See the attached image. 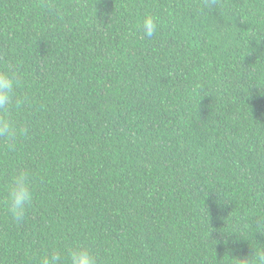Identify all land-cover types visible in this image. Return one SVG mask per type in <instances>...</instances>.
Here are the masks:
<instances>
[{
    "label": "trees",
    "instance_id": "16d2710c",
    "mask_svg": "<svg viewBox=\"0 0 264 264\" xmlns=\"http://www.w3.org/2000/svg\"><path fill=\"white\" fill-rule=\"evenodd\" d=\"M0 264H264V0H0Z\"/></svg>",
    "mask_w": 264,
    "mask_h": 264
}]
</instances>
